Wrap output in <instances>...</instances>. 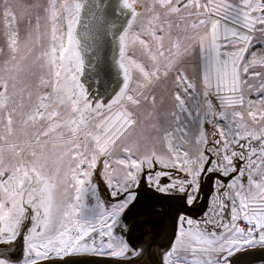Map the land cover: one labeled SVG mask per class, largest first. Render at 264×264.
<instances>
[{"label":"snow or ice","instance_id":"6c2138e0","mask_svg":"<svg viewBox=\"0 0 264 264\" xmlns=\"http://www.w3.org/2000/svg\"><path fill=\"white\" fill-rule=\"evenodd\" d=\"M149 194L159 264L264 250V0H3L0 264H135Z\"/></svg>","mask_w":264,"mask_h":264},{"label":"flooded vegetation","instance_id":"af4514ba","mask_svg":"<svg viewBox=\"0 0 264 264\" xmlns=\"http://www.w3.org/2000/svg\"><path fill=\"white\" fill-rule=\"evenodd\" d=\"M1 2H3V0ZM153 205H159V206L162 205V206H164L165 209L172 211V214H170V216L167 215L166 217H164V215H161L160 213H158V212H160V210L153 208ZM142 206H145V209H143ZM203 206L204 205H202L201 207H203ZM178 208H179V202L178 201H173V200L166 199L163 197L153 198L152 194H149L148 196H146L144 198V202L142 203L141 207L139 208V212L140 211L142 212V210H145V211L147 210L146 211L147 213L144 212V215L150 214L149 211H151V213L155 212L156 214L158 213L157 215H155L156 219H159L162 221L165 220L166 221L165 223H167L169 221H171V222L168 224L166 234L163 236L158 233L160 230H158V232L154 231L155 233L151 231L152 243H151V246L148 248V250L151 249V247L153 246L156 249H158L156 251H159L158 252L159 254L156 255L155 257H148L147 256L148 253L145 252V254L138 259L139 262L142 259H145L150 264H159L160 252L163 250V248H166L169 246L168 241L172 236L173 224H174V220H175L176 215H178ZM185 210L188 211L190 214H192L196 218H198L200 215V212L197 209H185ZM152 217H154V216H152ZM168 218L170 220H168ZM141 219L149 220L150 218L148 219L147 217H142ZM145 237H147V239H145ZM133 238L134 239L140 238L143 241L147 242L149 240V235L146 234L144 232V230L139 228V229H137ZM14 251H15L16 255L22 260V258H23V240H22V237L19 240V245L16 247V249H14ZM84 259L86 261V264L87 263H90V264H115L114 260H112L111 258H108V257H103V256H89V257H86Z\"/></svg>","mask_w":264,"mask_h":264},{"label":"water","instance_id":"95a60500","mask_svg":"<svg viewBox=\"0 0 264 264\" xmlns=\"http://www.w3.org/2000/svg\"><path fill=\"white\" fill-rule=\"evenodd\" d=\"M143 202H144V200H143ZM205 203H206V201H205ZM142 207H143V209H145V206H142ZM153 208L160 210V212H158V213H160L161 215H164V217H166L167 215L170 216V214H172V211L165 209L164 206H162V205H160V206L159 205H153ZM146 211L145 210H142V212L140 211V213H141L140 218H142V217H147L148 219L150 218L148 221L150 222L149 226L151 228V231L152 232H154V231L158 232V230H160L158 233L161 234L162 236L165 235L166 230H167V226L171 221L165 223L166 222L165 220L162 221V220L156 219L155 215H157L158 213L157 214L155 212L151 213V211H149L150 214L144 215V212L147 213ZM152 216H154V217H152ZM168 220H170V219L168 218ZM141 229L144 230L143 227H141ZM145 239H147V237H145ZM156 250H158V249H156L155 247L152 246L151 249H149L147 251V253H148L147 256L148 257H155L156 255L159 254L158 253L159 251H156ZM148 263L149 262H147L145 259H142L141 262L138 264H148ZM87 264H90V263H87ZM236 264H264V250L258 249V250L251 252L250 254L240 255L236 258Z\"/></svg>","mask_w":264,"mask_h":264},{"label":"bare ground","instance_id":"6f19581e","mask_svg":"<svg viewBox=\"0 0 264 264\" xmlns=\"http://www.w3.org/2000/svg\"><path fill=\"white\" fill-rule=\"evenodd\" d=\"M256 250H258V249H256ZM141 262V261H140ZM138 260H136V262H135V264H138V263H140Z\"/></svg>","mask_w":264,"mask_h":264},{"label":"rangeland","instance_id":"374dc122","mask_svg":"<svg viewBox=\"0 0 264 264\" xmlns=\"http://www.w3.org/2000/svg\"><path fill=\"white\" fill-rule=\"evenodd\" d=\"M2 0H0V4H2L3 2H1ZM23 28V25L21 26Z\"/></svg>","mask_w":264,"mask_h":264}]
</instances>
